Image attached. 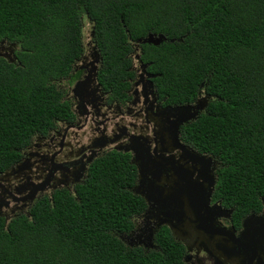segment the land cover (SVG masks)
<instances>
[{"label":"trees","instance_id":"obj_1","mask_svg":"<svg viewBox=\"0 0 264 264\" xmlns=\"http://www.w3.org/2000/svg\"><path fill=\"white\" fill-rule=\"evenodd\" d=\"M85 18L105 90L128 98L138 54L170 105L207 100L182 137L221 163L217 193L239 219L260 212L264 0H0V42L16 47L14 62L0 59V172L34 137L74 120L63 84L86 54ZM150 34L168 40L138 43ZM138 176L129 154L112 151L74 194L59 191L8 224L0 218V264H184L168 228L156 236L159 251L121 240L147 210L133 192Z\"/></svg>","mask_w":264,"mask_h":264},{"label":"flooded vegetation","instance_id":"obj_2","mask_svg":"<svg viewBox=\"0 0 264 264\" xmlns=\"http://www.w3.org/2000/svg\"><path fill=\"white\" fill-rule=\"evenodd\" d=\"M135 46L138 53V44ZM15 53L14 45L0 42V59L14 62ZM138 56L136 54L133 67L135 77L130 84L128 98L124 99L103 88L98 79L102 68H95L91 63L96 59L93 52L84 55L73 76L63 84L68 90L67 98L71 101L74 120L58 122L47 134L34 137L22 151L21 160L0 172V202L7 204L1 207L0 218L8 224L19 216H29L36 203L45 198L51 200L59 191L74 194L76 188L88 179L90 166L96 160L116 151L115 147L122 151L137 147L135 140L142 137L150 142L149 153L155 163L163 167L161 180L156 179L153 184L160 193L155 197L161 196L162 201L169 203L167 214L172 217L167 220L169 224L157 227L159 219L156 215L159 212L154 211L152 222L157 224L153 250H160L156 236L168 228L185 250L184 264H264V246H258L261 248L256 251L250 249L243 255L247 243L241 239L243 221L252 215H263L264 201L260 212H251L239 219L236 209L227 206L217 193L221 163L201 154L182 137L181 128L193 121L181 125L177 134L174 132L173 121L176 122L177 116L182 120L184 115L182 110L178 113L174 107L203 105L205 100L202 97L193 104L170 105L156 89L154 80L158 75L148 71L151 64L140 61V56L138 60ZM87 66L89 68H81ZM87 77L96 80L83 87L78 99L73 90ZM149 81H152L153 88H148L145 95L143 87L147 88ZM126 154L131 156V160L135 156L132 151ZM202 156L211 162H204ZM141 179L138 176L137 186ZM24 191L27 192L24 195L34 191L37 195L33 201L12 202L11 196L16 195L19 199L16 193ZM169 198L173 200L169 201ZM148 208L147 204L145 213L135 218V229L122 234V237L138 234V230L145 227L143 218ZM200 215L204 220L208 218V224L213 219L209 228L212 234L198 229L202 226ZM252 238L254 242L256 237Z\"/></svg>","mask_w":264,"mask_h":264},{"label":"water","instance_id":"obj_3","mask_svg":"<svg viewBox=\"0 0 264 264\" xmlns=\"http://www.w3.org/2000/svg\"><path fill=\"white\" fill-rule=\"evenodd\" d=\"M166 41H167V38L164 35L150 34L146 39L140 40L139 43L159 46ZM175 41L176 40H171L170 42L174 43ZM93 54L96 59L95 60L93 59L94 61L91 63L95 68H100L102 60H101L99 53L96 50V47H93ZM138 60H139V56H138ZM81 68H89V66L81 67ZM90 77H94V76H90ZM94 78H96V76ZM95 80L87 77V80L85 82H81L80 84H78L73 90V94L75 95V97L78 99L81 98V94H82L81 92L83 90V87L87 85L88 83L92 84L93 81ZM149 82L150 83L148 84L147 88L143 87V92L145 95H147L148 88H153L152 81H149ZM203 99L205 100V101L203 100L205 102V104L203 105L199 104L193 107L189 105L184 106V107H174L175 110L177 111L182 110L184 112L182 120L177 116L176 122L173 121V128L176 134L181 125L187 122L197 120L198 117L200 116V113L204 112V109L207 106V100L205 98ZM135 143L137 147L126 148L125 151H122L121 148H117V147H115L114 149L118 152L129 153L132 151L134 153L135 156H133L131 163L134 166H136V168H138L139 176L142 177V179L140 180V184L135 189H133V192L136 195L143 197L146 200L149 208H148V213L145 214L143 218L144 220L143 225L145 227L141 230L139 229L138 234L134 233L127 237L120 236V238L124 243H126L128 246L132 248L133 247H144L146 250L150 251L155 248V245H154L155 233H156L155 226L157 223L154 225V223L152 222V220L154 219V215H155L154 211L157 210L159 212V215H156V217L159 219L157 227H161L163 225L169 224L167 220L171 219L172 217L169 216V214H167L169 203L167 201H162L161 196L155 197V194L157 193L160 194V193L155 189L153 184L156 179L161 180L160 175L162 173L163 167L161 164L155 163L153 157L150 155L149 153L150 142L149 141H147L146 139L142 137H139L135 140ZM201 158L204 162H208V163L211 162V160L208 159L206 156H202ZM194 187H197V186L194 185ZM192 191H190V193ZM25 193L27 192L26 191L17 192L16 194L20 196L19 199L17 198L16 195L15 197L11 196L12 202L25 203L28 200L33 201L34 197L37 195L36 191L30 194H27V195H24ZM190 197L193 199L192 196ZM171 200L173 199L169 198V201ZM176 202H179V201L176 199ZM4 205H7V204H3V202H0V209ZM181 207L182 206L180 205V208ZM199 220L201 221L202 226L198 229L208 234H212L209 228L211 227L213 219H211L208 224V218L204 220V216L200 215ZM182 222H183V219H182ZM243 226H244V232L242 233L241 239L243 243H247V248L242 254L245 255L246 253H248V250L250 249H254L256 251L258 248H261L258 246H264V214L261 216H255V215L249 216L243 221ZM253 236L254 238L256 237L254 242L252 238Z\"/></svg>","mask_w":264,"mask_h":264},{"label":"rangeland","instance_id":"obj_4","mask_svg":"<svg viewBox=\"0 0 264 264\" xmlns=\"http://www.w3.org/2000/svg\"><path fill=\"white\" fill-rule=\"evenodd\" d=\"M84 23H85L84 24V39H85V44H86V48H87L86 54H90V53L92 54V52H93V45H92V39H91L92 26H91L89 19H87V18H85ZM90 51H92V52H90ZM138 68H139V63H138Z\"/></svg>","mask_w":264,"mask_h":264}]
</instances>
